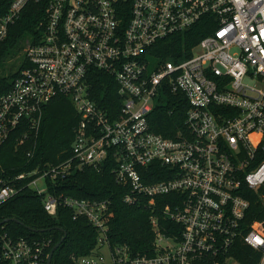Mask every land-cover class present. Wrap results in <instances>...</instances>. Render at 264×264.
<instances>
[{
	"label": "built area",
	"instance_id": "2783aa9c",
	"mask_svg": "<svg viewBox=\"0 0 264 264\" xmlns=\"http://www.w3.org/2000/svg\"><path fill=\"white\" fill-rule=\"evenodd\" d=\"M30 1L9 0L0 43ZM46 10L41 37L28 41L25 65L0 95V148L19 130L18 146L38 136L60 96L79 122L66 159L0 177V205L34 185L50 215L63 207L87 219L97 244L75 264H245L241 252L247 264H264V232L250 227L252 198L264 206V0H47ZM203 19L216 28L189 52L163 60L153 53ZM100 73L117 86L110 112L94 93ZM168 106L182 108L184 124L166 136L151 122ZM107 163L127 188L124 203L151 209L147 252L112 243L111 199L51 192L59 179ZM2 229L0 264H48L51 240Z\"/></svg>",
	"mask_w": 264,
	"mask_h": 264
},
{
	"label": "trees",
	"instance_id": "16d2710c",
	"mask_svg": "<svg viewBox=\"0 0 264 264\" xmlns=\"http://www.w3.org/2000/svg\"><path fill=\"white\" fill-rule=\"evenodd\" d=\"M8 4L9 0H0V16L6 12ZM46 9L47 0L30 1L23 9L20 18L10 26L5 40L0 43V95L10 89L13 80L25 65L26 61L21 60L16 71L10 70L7 66L22 49V42L37 41L41 37L47 20ZM41 22L44 24H40ZM209 23L208 20L203 19L190 30L163 39L154 47L153 53L160 55L162 60L167 57L182 56L183 51L189 52L203 37L215 30L216 24ZM93 88L100 105L105 110L112 111L108 101L118 98L115 82L109 76L100 73ZM104 94H107V102L102 100ZM113 108L117 109V103ZM170 109L174 112L170 113ZM181 114L180 107L157 108L151 122L153 130L169 136L170 133L172 134L170 132L172 128L177 130L183 126ZM78 122L79 115L69 97L60 96L50 102L45 109L38 136L18 146L17 137L22 133L19 130L13 133L0 148L2 170L0 177L14 178L22 172L37 168L44 169L49 163L55 164L66 159L70 154L74 127ZM29 150L34 152L32 157L27 155ZM112 167L113 164L107 163L100 170L86 167L73 172L66 178L59 179L57 186H51V192L80 198L111 199L114 211L110 233L112 243L128 244L134 252H147L155 237L150 222L151 209L145 204L124 203L123 195L127 192V188L116 183ZM33 178L35 176L24 182L28 183ZM49 184L51 185L50 182ZM163 204L159 203V205ZM263 207L261 202L252 198L253 214L250 227L261 232H264V210L261 211ZM7 218H15V220L5 222L3 226L0 224L3 232L13 237L51 240L49 252L64 237V232L59 227L66 230L67 237L55 250L52 264H75L74 256L90 254L97 244L98 232L87 219L75 220L71 210L63 207H59L55 216L50 215L44 208V193L39 194L29 186L0 205V222ZM244 250L251 251L249 247ZM238 257L243 263H248L242 252Z\"/></svg>",
	"mask_w": 264,
	"mask_h": 264
},
{
	"label": "rangeland",
	"instance_id": "374dc122",
	"mask_svg": "<svg viewBox=\"0 0 264 264\" xmlns=\"http://www.w3.org/2000/svg\"><path fill=\"white\" fill-rule=\"evenodd\" d=\"M28 41H29V40H26V41L22 42V49L20 50V52L17 53V55L13 58L12 61H9V62H8L7 66H8V68H10V70H12V71H16V70H17L16 68L19 67V63H21V60H23L24 52H25V49H26V47H27V43H28ZM13 63H14L15 65H13ZM14 66H15V67H14ZM11 67H12V68H11ZM247 83H253V80H252V79H248V80H247ZM37 184H38V187H39V188H45V186H46V182H45V180H44L43 178H42V179H39L38 182H37ZM32 188H35V186L32 185ZM103 251H104V253H105L106 255H108V250H107V248H104ZM107 258H108V257H107ZM107 260H108V259H107Z\"/></svg>",
	"mask_w": 264,
	"mask_h": 264
},
{
	"label": "water",
	"instance_id": "95a60500",
	"mask_svg": "<svg viewBox=\"0 0 264 264\" xmlns=\"http://www.w3.org/2000/svg\"><path fill=\"white\" fill-rule=\"evenodd\" d=\"M10 220H15V218H7L6 220H4L3 222H0V224H4L5 222L7 221H10ZM59 229L61 231L64 232V237L62 238V240L60 242H58L53 248L52 250L50 251L49 253V256H48V264H52V259H53V255L55 253V250L61 245V243L65 240V238L67 237V232L64 228H61L59 227Z\"/></svg>",
	"mask_w": 264,
	"mask_h": 264
}]
</instances>
